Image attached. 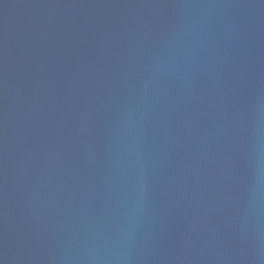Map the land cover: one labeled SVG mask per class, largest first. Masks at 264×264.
Listing matches in <instances>:
<instances>
[{
    "label": "water",
    "instance_id": "1",
    "mask_svg": "<svg viewBox=\"0 0 264 264\" xmlns=\"http://www.w3.org/2000/svg\"><path fill=\"white\" fill-rule=\"evenodd\" d=\"M0 264H264V0H0Z\"/></svg>",
    "mask_w": 264,
    "mask_h": 264
}]
</instances>
